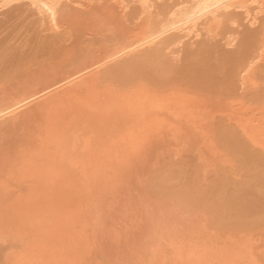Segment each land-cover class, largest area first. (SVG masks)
Returning a JSON list of instances; mask_svg holds the SVG:
<instances>
[{"label": "rangeland", "instance_id": "1", "mask_svg": "<svg viewBox=\"0 0 264 264\" xmlns=\"http://www.w3.org/2000/svg\"><path fill=\"white\" fill-rule=\"evenodd\" d=\"M0 1V107L194 2L58 0L55 25L40 0ZM256 2L220 7L185 24L192 34L172 28L79 77L195 99L193 124L123 164L59 163L51 184L24 177L49 95L75 80L0 114V264H264V149L244 130L264 107V1Z\"/></svg>", "mask_w": 264, "mask_h": 264}, {"label": "bare ground", "instance_id": "2", "mask_svg": "<svg viewBox=\"0 0 264 264\" xmlns=\"http://www.w3.org/2000/svg\"><path fill=\"white\" fill-rule=\"evenodd\" d=\"M146 1L148 2V0H146ZM196 1H197V3H194L195 0H194V2L190 1L191 2L190 5L195 4L192 7H189L190 5L189 6L186 5L187 8H185V7H182L183 6L182 5L181 9H184V10L179 9L180 11H178V12L175 10L177 13H175L173 19L168 17L169 18V20L167 18L168 21L164 20L165 22H160L159 24H155L154 26L152 25L153 22H151L150 25H152V26H146L145 25V28L140 26L142 29L139 31H137L139 29L138 28L139 25L138 26L136 25L137 26L136 27L137 32H134V34H132L131 36L129 35L127 37L128 39L126 38L124 41L125 44H124V42L121 43L124 45L123 46L120 45L121 47H119V49H118V45H117L116 46L117 48H115V50L110 49L111 51L109 50L108 53L105 50L106 53H103L101 55L99 54L100 56L97 54H96L97 56H95V53H94L95 57H90V58L86 59L85 61H83V63H80V64L78 63L79 65L74 66L70 69L68 68L69 70L59 72V73H57L55 71L56 74L54 73L55 76L52 77V79H48L47 81L41 82V83L38 82L36 84V86L33 89H31L30 91H28V90H26L24 92L22 91L21 93H19L20 95L16 93L17 95H19L18 97L13 96V95H15L14 93H13V95L10 94L11 95L10 97L13 96L11 98L13 102H11V100L9 101V99H8L7 101H9L11 103L9 105L6 104L7 105L6 107H4L5 104H4V106L2 105L3 108L0 107V114L1 115L5 114L6 112L8 113L9 111L13 112V110L15 111V113L13 112L12 115L16 114V110L19 109L20 106L22 107L25 103H27L26 105H28V102L31 103L32 100H36V99H38V97L40 98L42 95L45 96V94L47 92L53 91L54 89H57V88H61L58 86H60V85L63 86L66 83H67V85H69V84H71L70 82H73L75 80V82H73L74 84L67 86L66 88L64 87L63 89H60L61 91L58 90V93L56 92L57 93L56 98H53L51 96L52 94L49 95L53 101L49 97H47L52 101L51 105L48 104V105H50V106H48V110L46 108L45 109L41 108V109H44V115H45L43 117L44 122L41 125V126H43V128L42 127L39 128V130L42 129L43 131L41 132V134L38 133L40 136L37 135L38 140H40L41 144H39L38 140H37L38 142L36 141L37 137L35 138V141L39 145H41V148L37 149L38 151L35 153H34V150H29V152L31 153V151H32L33 154L27 153V154H29L28 156H27V154H26V156H23V161H24L23 163H24V166L27 170V173H24V177H26V178L27 177L28 178L34 177L33 179H36V181H35L36 183H38L39 181H42V182L46 181L47 183L51 184L52 178H53V175H52L53 171L55 170V166L59 163L67 162L72 166H75V167L79 166V167H82L83 169H87V168L90 169L96 164H101L104 166L123 164L131 158L130 157L131 154L146 152L145 150L153 138L158 139V137H159L161 139V137L163 135L166 136L165 133H168V132L169 133L171 132V134L173 133V136L175 135V137H176L178 135L177 133H179L180 130H182L183 125L184 126H185V124L190 125V124H193V122H195L194 120H195V117L197 116V115H195L196 111L193 110L194 107L196 106V105H194L195 99L190 97V96L189 97L186 96V98H185V96H183L184 94L183 95L179 94V93L167 94L168 92L166 93L165 92L166 90L164 91L165 93L163 92L164 94L160 93L161 90L159 92L160 94H158L157 93L158 91L155 92V91H153V89L151 92L150 88H148V89H150V90H148L147 87L146 88L140 87L139 85H141V83L140 82L138 83L136 81L135 82L137 84H139L138 87H140V88H136L137 84L134 85L132 82H129V83H132L129 86L134 85L133 86L134 90H133V87L130 90H129L130 87L127 88L126 90L121 87L125 91L120 90V86H117V88L119 87V89H114L115 88L114 86H116V85H112L114 88L109 86L108 88L103 87L104 88L103 89V88L99 87L102 85L98 86L99 83L98 84L96 83L97 86L94 85V83H93V85H90L92 82L89 83V81L87 80L88 78L84 79V78H79V77L87 74L89 71H93L94 68L96 69V67L97 66L99 67L102 63L106 64V63H108L109 60L112 61L114 58L116 59V57L119 58L120 55L122 56L123 53H124L123 55H126V54H128L129 51L131 52L132 49H135V50L137 48L140 49L142 47V45L144 46L145 43H147L149 45L150 43H148V42L152 43L154 41V39H157L155 37H158L161 34L164 35L165 32H167L168 30H171L172 28H175L178 26L181 27L182 25L184 27H186V25L188 23H189L188 25H190V23L192 24L193 21L198 22L197 20H198V18L200 19L201 16L205 17L206 19L208 18V20L209 19L211 20L212 15L210 13L215 14V12H217L218 8H220V7L224 9L225 7H230V5L235 4L236 6L237 5L239 6V9H241L242 7L246 8V6H241V5H245V4L251 5L252 2L254 4L256 2L254 0H250V2L251 1L252 2L250 4H248L249 3L248 0H196ZM262 1H264V0H262ZM262 1L260 0L259 2H262ZM35 2H36V0H35ZM57 2H58V0H40L41 5L46 8L45 11H47V13H48V14L47 13L46 14L48 16L50 15L52 17L53 21H55L54 19H56V17H57L56 14L59 11V10H57V6L59 5L60 0H59L58 5L56 6ZM259 2H258V4L260 5L261 3H259ZM253 3H252V5H254ZM34 4H37V6H38V1ZM258 4H257V6H258ZM0 5H2V4H0ZM235 5H234V7H235ZM169 6H167V7H169ZM171 6H172V4H171ZM238 6H237V8H238ZM40 9H41V6H40ZM223 9L218 10L219 15L222 13V11L223 12L225 11ZM226 9H229V8H226ZM243 10H242V12H243ZM246 10L248 11L247 8H246ZM259 10H257V11H259ZM41 11H43V10H41ZM163 11H167V10L164 9ZM163 11H161V12H163ZM219 11H221V13ZM205 14H207V17ZM208 14L211 16L208 17ZM247 14L248 13H245L246 16H247ZM47 15H45V16H47ZM203 15H205V16H203ZM170 16H171V14H170ZM202 17H201V19H202ZM214 17H216V16L214 15ZM217 17H219V16L217 15ZM223 18L224 17H222V19ZM246 18H248V17H246ZM249 18H250V15H249ZM253 18L256 19L255 17H253ZM222 19H221V21H222ZM219 20L220 19H217V21H219ZM57 21L58 20L55 21V25L58 24ZM143 21H146V19ZM147 21H148V19H147ZM152 21H154V20H152ZM202 21L204 22V20H202ZM253 21L254 20H252V23H253ZM52 23L54 24V22H52ZM137 23L139 24V22H137ZM137 23H134V24H137ZM198 24L199 23H196L194 26L189 27L192 30V32L193 31L195 32V30L197 31L196 26ZM245 24H247V23H245ZM188 25H187V27H188ZM183 26H182V28H183ZM208 29H209V27H208ZM181 30H182V32H183V30L184 31L187 30L188 32H190V30L188 28L186 30L185 29H181ZM199 30L200 29H198V32H199ZM235 30H237V29H235ZM187 31H186V33H184L183 37L186 38L185 35H187V37H189V38L192 37V35H191L192 33L190 32L191 33L190 34ZM201 31H202V29H201ZM131 32H133V31H131ZM194 32H193V37L194 36L197 37V35H198L197 32H195V35H194ZM261 33H263V32L261 31ZM189 35H191V36H189ZM126 36H127V34L125 35V37ZM199 37H200V35H199ZM160 38H162V37H160ZM192 38H190V39H192ZM233 38H235V36H233ZM262 39H263V42H261L260 47L261 46L264 47V36ZM150 40H152V41H150ZM118 41H121V40H118ZM185 42L188 43L187 40ZM234 42H235V40H234ZM226 44H229L228 41ZM150 45H152V44H150ZM256 48L258 49V47H256ZM262 50H263V48H262ZM96 53H99V51ZM253 57L254 56L252 55V58ZM79 62H80V60H79ZM105 64H102V65H105ZM244 68H246V71H247V67H244ZM251 69H252V67H251ZM247 75L248 74H246V76ZM49 78H50V76H49ZM77 78H79V80L76 81ZM125 84H128V83H125ZM28 86H29V84H28ZM76 86L81 87V88L79 90L75 89L76 90L75 91L74 87H76ZM125 86L126 85H124V87ZM148 87H149V85H148ZM175 90H177V89L174 88L173 91H175ZM13 92H15V91H13ZM178 92H180V91H178ZM155 93H157V94H155ZM15 98H17V99L15 100ZM45 100H47V99H45ZM50 100H47V101H50ZM9 102H7V103H9ZM40 102H41V100H40ZM42 105H46V104H39L40 107H42ZM234 106H236V104ZM261 109H262L261 111H259V112L257 111V112L253 113V116L251 117L249 124L245 127L244 130H246L247 136L253 142H255V144H258L259 146H261L264 149V107H262ZM46 110H47V112H46ZM45 112H46V114H45ZM37 114H39V113H37ZM244 114H243V112L241 113V115H244ZM246 115L247 114H245V116ZM182 132H184V131L182 130ZM168 135H170V134H168ZM168 137H170V136H168ZM36 146L37 145H35V148H36ZM22 150H23L22 152L25 151L24 149H22ZM188 252H190V251H188ZM193 253H194V251H193ZM193 255L194 254H192V256ZM193 258H194V256H193ZM186 259H187V257H186Z\"/></svg>", "mask_w": 264, "mask_h": 264}]
</instances>
